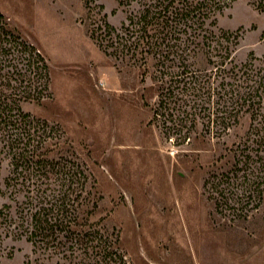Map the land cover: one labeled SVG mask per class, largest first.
<instances>
[{
    "label": "trees",
    "instance_id": "trees-1",
    "mask_svg": "<svg viewBox=\"0 0 264 264\" xmlns=\"http://www.w3.org/2000/svg\"><path fill=\"white\" fill-rule=\"evenodd\" d=\"M234 1H144L119 27L105 20L91 34L107 56L142 68L143 80L150 73L153 116L172 119L168 134L190 143L200 123L216 139L214 164L227 165L204 189L232 222L264 204V53L234 59L239 34L218 19ZM51 80L45 53L0 11V174L8 166L0 236L31 243L36 264H130L120 232L93 219L96 180L61 124L27 109L52 97ZM245 117V132L234 133Z\"/></svg>",
    "mask_w": 264,
    "mask_h": 264
},
{
    "label": "rangeland",
    "instance_id": "rangeland-1",
    "mask_svg": "<svg viewBox=\"0 0 264 264\" xmlns=\"http://www.w3.org/2000/svg\"><path fill=\"white\" fill-rule=\"evenodd\" d=\"M120 0H0V11L46 55L52 97L29 104L59 122L96 180L93 219L115 227L130 264H264V204L248 220L217 211L204 183L223 151L199 123L192 141L168 134L170 117L153 116L158 84L143 69L107 56L92 32L108 20L120 26L140 2ZM106 15V16H105ZM219 26L239 34L234 59L264 53V8L235 0ZM249 117L235 129L241 135ZM231 138H235L233 134ZM0 174V208L5 202ZM2 232V229H1ZM24 238L0 236V264H36Z\"/></svg>",
    "mask_w": 264,
    "mask_h": 264
}]
</instances>
